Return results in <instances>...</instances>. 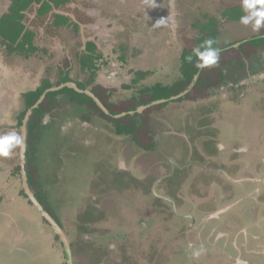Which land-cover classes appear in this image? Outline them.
I'll return each mask as SVG.
<instances>
[{
  "label": "rangeland",
  "instance_id": "obj_1",
  "mask_svg": "<svg viewBox=\"0 0 264 264\" xmlns=\"http://www.w3.org/2000/svg\"><path fill=\"white\" fill-rule=\"evenodd\" d=\"M234 6L241 7L240 0H71L56 11L71 21L70 25L60 26L66 31L63 41H59V31L51 28L49 22L30 26L25 18L23 25L27 30L18 43L13 44L0 36V133L14 129L22 134L21 117L29 110L26 95L46 83L59 86L66 76L89 90L108 89L109 102L113 105L130 102L141 105L154 101L155 95L163 97L158 87L175 89L186 79L183 57L187 50L199 46L197 41L202 44L206 39H214L216 47L230 49L264 32V28L254 32L251 26L230 21L229 8ZM10 7L12 1L0 0V20ZM35 8L37 12L41 9ZM171 16L175 17L174 22L170 21ZM31 27L40 37H26ZM92 45L97 48L95 59H91L95 53ZM230 58L221 59L218 68L223 69ZM20 69L29 75L18 73L14 78V71ZM214 80L219 81L217 76ZM13 84L19 87V94L7 90V86ZM251 85L256 88L243 85L233 89L228 85L214 90L209 97L195 92L185 103L172 101L164 106H151L137 118L125 120L126 126L136 127L148 139H152L153 134L156 136L155 130L170 124L173 130L160 143L158 151L144 148L134 136H121L116 131L108 136L106 133L112 131V127L80 105L79 101L85 102L80 98L75 103L60 97L55 105H49L54 108L52 115L63 113L73 122L65 124L62 136L55 139L54 152L49 154L57 165L45 170L41 162L38 169L40 187L35 190L47 195L48 204L67 233L74 237L77 261L86 263L87 245L105 247L103 244L107 243L120 250L104 260L111 262L114 258L120 264H203V260L209 264H234L237 251L229 247L232 253L229 252L226 243L214 242L218 234L210 235L211 228L217 226L216 220L204 223L200 214L192 220L188 213L192 210L201 213L196 205L184 206L178 201L176 211L172 202L160 201L153 191L158 192L154 186L159 184L171 196L180 189L178 186L183 185V180L187 185L182 191H186L187 198L197 199V194L208 186L211 195L218 194V189L212 186L215 181L201 187L207 178H212L203 171V165L209 160L220 163L231 159L229 153L222 154V151L218 159L214 157L215 141L220 145V137L225 140L234 132L243 135L258 127L264 130V78L258 79L257 85L256 82ZM212 107L217 113H223L222 109L230 113L217 115L223 120H218L215 129L210 123L192 120L193 109L208 113ZM78 116L91 122L77 121ZM158 119L165 120L158 123ZM230 122L240 124L236 125L240 131L226 129ZM248 125L252 126L248 129ZM91 131L93 133L89 134ZM92 138L93 144L87 145ZM14 155L13 161L21 169V150ZM136 157H142V162H135ZM2 159L1 162H10L12 158ZM60 159L67 163L62 165ZM190 161L193 164L189 166ZM121 162L133 169L134 177L120 169ZM52 176L53 182L50 181ZM218 177L225 179L222 175ZM24 198L31 200L26 195ZM178 211L181 216H177ZM27 212L29 216L34 215V220L26 221L36 229L34 240L38 242L44 230L47 234L43 240L52 248L57 243L60 249L59 255H54L55 259L60 257L56 263L68 264L59 235L43 220L33 203ZM5 224L6 220L0 218V229L4 230ZM222 228L220 226L219 230ZM84 235L87 241L83 238L82 243ZM31 251L35 254L36 245ZM194 251H200V255L194 257Z\"/></svg>",
  "mask_w": 264,
  "mask_h": 264
},
{
  "label": "crops",
  "instance_id": "obj_2",
  "mask_svg": "<svg viewBox=\"0 0 264 264\" xmlns=\"http://www.w3.org/2000/svg\"><path fill=\"white\" fill-rule=\"evenodd\" d=\"M18 73L29 75L22 71ZM257 83L258 82H256V85ZM254 85L249 86V88H254ZM8 89L12 91L10 92L12 94L20 93L17 92L20 90L19 87L14 84L7 86V90ZM31 90L35 91V88ZM18 119L19 118L16 119L17 122L19 121ZM11 126L14 127V125ZM227 129H231V126L227 125ZM109 133H114V131H107L106 134L109 136ZM251 133L256 134L259 133V131ZM250 137L254 136L251 135ZM13 157L15 158L14 154L10 156V158H12L10 162H1L3 159L0 158V218L4 221L6 220V224L4 225L6 228L4 230L0 229V264H42L39 259L43 256H40L39 259L36 257H29L26 251L27 246L34 240L35 235L34 225L26 224V221L29 218L34 220V215H28L27 210L30 209L32 203H30L27 198H24L25 195L22 194L23 189H16L23 188V182L21 177L20 179L15 175L19 167L16 165V162L13 161ZM257 164L262 167L263 162L261 159L253 161L248 156H239L236 168L238 171L233 172L235 177L234 182L236 183L231 184L236 186L247 185L244 186L245 189L250 186L254 187L258 185L257 197L248 195L244 191L238 196L226 197L224 195V190L227 192L226 188H221L218 184H215L212 186L218 189L219 195H211L208 188L205 192L200 191L199 195L197 194V199L191 197L183 202L184 206H189L191 203L196 205L195 207L199 208L201 213L194 211L192 214H200V218L206 219L211 212L217 211L221 206H227L228 203L237 201L234 209L226 212L220 219L209 218L203 221L204 223L211 222L212 220L217 221V226L211 228L210 235H212V233L218 234V240L214 241L215 243H226V247H228V251L231 253L232 251L229 247H232L233 251H237V258H235L234 264H264V198H262V194L264 193V172H257V169L260 168L257 167ZM259 180H261V182H259ZM220 188L221 190L219 191ZM202 205L204 208H200ZM189 208H191V206ZM23 222H25V224ZM220 226L223 227L222 230H219ZM44 234H46V232ZM48 239H50V237H48ZM32 243L34 244V242ZM8 244H10L11 251L9 254L7 252L5 255H2L3 251L8 249ZM45 245L50 249L51 244L49 242H45L44 240L43 242H37L38 248H36V250H48ZM115 249L118 248L114 246V250ZM8 257H10L9 260H7ZM20 260H22V263ZM207 262V260H203V264H209Z\"/></svg>",
  "mask_w": 264,
  "mask_h": 264
},
{
  "label": "flooded vegetation",
  "instance_id": "obj_3",
  "mask_svg": "<svg viewBox=\"0 0 264 264\" xmlns=\"http://www.w3.org/2000/svg\"><path fill=\"white\" fill-rule=\"evenodd\" d=\"M10 1H12V7H10V9L8 8L9 9L8 12L2 16V19L5 16H12V15H14V10H16L17 12H20L21 13V11H19V9L16 7V4H15L14 0H10ZM69 3H70L69 0H43L41 4H33L32 6H30L29 9H27L28 12L27 11L22 12V15H25V16H23L24 19L20 23H21L22 26L25 27L24 33L27 30L26 29V26L23 25V23L25 21V18H26V24L28 22L30 24V26L41 25L42 22H49L47 24L51 28L59 31V34H58V36L60 38L59 41H63L62 39L63 38H66V31L64 30V28H60V26H65L67 24L70 25L71 24V21L65 15H60L59 13H56V11H57V9H63V6H65L66 4H69ZM35 7H37L38 9L41 7L40 11L37 12V9ZM36 12H37V14H36ZM27 13H28V15H27ZM53 17H54V19H53ZM55 18H56V20H55ZM174 21H175V17L173 18V21L172 22H174ZM53 25H54V27H53ZM204 29H205V27H204ZM24 33L22 34V36H24ZM22 36L20 38H17L16 40L13 39V40H10V41L13 44H16V43H18L19 40H21ZM26 37L27 38H33L34 39V38L40 37V35L38 34V31H36L34 28L31 27V33H29ZM251 38L248 41H250ZM5 40H9V39H5ZM29 42H30V45H31V41H28V43ZM244 44L245 43H242L241 46H243ZM32 46H34V45H32ZM40 46H42V45H40ZM97 46H98V44H97ZM92 47H93L92 48V51H94L95 53H93L91 55V59H95L94 56H95V54L97 52V48L94 45H92ZM233 48H235V47H232V48L230 47V49H233ZM239 48H235L236 50H234V51H236V52H233L234 56H237V54H239V51H237ZM230 49H228V50H230ZM12 56L14 57V55H11V57ZM263 60H264V58L261 60L262 61V65L255 66L253 63L252 64H249L248 63L246 65L247 68L245 69L247 71L240 70L239 71V74H237L234 78H232L229 75L227 77V74L231 70L229 67H227V69H228L227 70V73L224 72V70H222L221 72L224 75L226 74V78L227 79L229 78V81L230 82H228L227 85H226V84H224V81H222V85L223 84L224 85L223 86H220V87L221 88H223V87L225 88L226 86L230 85V86H233V89H236L242 81L247 80L249 78L256 77V76H262L264 74V69L263 70H259V69L261 67H264V61ZM223 67H225V66H223ZM77 68H78V66H77ZM223 69H226V68H223ZM19 71H22L23 72L22 69H20ZM14 72L15 73H14L13 77L14 78H17L18 72L16 70ZM246 74H248V77L247 76L246 77H243ZM20 78L22 79L23 76H21ZM198 78H199V75H198ZM70 79H71L70 77H67L66 76L61 81L60 85L59 86H55V87L52 86L50 83H46L45 85L47 86V89L42 94V96H44L46 94V92L49 91V90H51V89L60 88V90L56 91V92H59V94L56 97H53V98H50L49 96H50L51 93H54V92H50L47 95V97L44 100V102L45 101L50 102V105L52 104L51 106H53V105H55V101H59V98L60 97H63V98H65V101H73L75 103H78V98H79L78 93H80V92L77 91V90H75V89H73V88L68 87V84H73V83L74 84H77L78 87L81 90H84V91H92L97 96V94L95 93V90H89L88 87L85 88L84 86H82V84H80V83H78L76 81H73L72 79L70 80ZM45 85L43 87H45ZM245 86L246 87H249V84H247ZM41 88H39L38 90H35V91H32V92L28 93L26 95L27 101H30L29 98H28V95L29 94L34 93V92H38ZM66 88H69V89L74 90L76 92V94L73 93V92L63 93L62 91L65 90ZM186 92H188V94H186L181 99H177L182 94H184ZM202 92H203V96L209 97L212 93H214V90L209 85H207V87L205 88V90L202 91ZM190 93H191V90L188 89V90H186V91H184V92H182V93H180L178 95H174L173 97H171V99H169L170 101L169 100H160V101H168V102H166L164 104H160L159 106H164L165 104H169L172 101L173 102H176L177 101V102L185 103V102H187V100H190L188 98V95H190ZM80 94H83V93H80ZM84 95H87V94H84ZM42 96H41V98H42ZM186 98H187V100H186ZM40 99H39V101H40ZM100 101L102 102V104L104 105V107L106 108V110L110 112V114L107 113V111H105L98 104L97 105L102 110H104V112L107 113L109 116H105L102 113H100V112H98V111H96L94 109L91 110V111H89V112L92 115H96L97 118L99 117V120L103 124H107L108 126L110 125L112 127V130L113 131H116L117 134H119L121 136H125V135L126 136H134L135 138H137V141H138V143H140L141 146H143L144 148H146V149H148L150 151H153V150L154 151H158V148H159L160 143L163 141L164 138H168V136L170 135V133L173 130V127L170 124H168L167 127H162L163 129L161 128V130H155L156 131V136H154V134H153L152 139H148L147 137L142 136L141 131L139 132L138 129H135L134 131L131 132L132 134H130L129 133V131H130L129 126H126L124 122H120L121 121L120 119H124L128 115L129 116H134V114L136 115L135 118H137L139 116L138 115L139 112L138 111H136V112L135 111H131V112L129 111V112H124V113H121V114H118V115H113L112 112H111V110L104 104V102L101 99H100ZM157 102H159V101H155V102H153V103H151L149 105H142L143 104L142 103L141 105H139L140 106L139 109L142 108V107H147V106L153 105V104H155ZM79 103H80V105L84 106V104H83L82 101H79ZM85 104H87V102H85ZM32 108H30L26 112V115L24 116V119H23V116L21 117V120H22L21 121V125L22 126L24 125V122H25V119H26V116H27L28 112ZM52 112L54 113V108H48V111H47L46 116L42 119L43 120L42 121L43 124H41V126H40V128L38 130L35 131L33 129L32 130L29 129V123L31 122L32 118L34 117L35 111L32 114V116L30 118V121L28 122V125H27V129H28V143H29V149H28V155H27V158H28L27 171H28V175H29V178H30V181H29L30 182V185H31L33 191L35 192L37 198H38V193H40V194L43 195L44 202H42L39 198L38 199L44 205V207L46 208V210L48 212H50L58 220L59 224L61 225V227L64 229L65 233L67 234V236H68V238L70 240V245L72 247V251H73L74 264H117L119 262L117 260H115L114 258H112V261L111 262H108V261L104 260L105 258H109L110 255L114 251L120 250L119 248L117 250L116 249L114 250V245L109 246L107 243L103 244V246H105V247H102L100 244L87 245L88 247H86V253L84 254V257L86 258V263H84L83 260H78L77 261V256H76V243L74 241V237L70 236V234L67 233V230H66L65 226L63 225L62 221L57 217V215L55 214V212L52 213L51 211H49L47 209V207H50V205L48 204L49 202L47 201L48 200L47 199V195L44 194V193H41L40 191H36L35 190L37 186L40 187L39 186V183H40V178L41 177H40V174H39L38 169L40 167L41 162H42V164L45 165V168H44L45 170H48L49 168L51 169V167L53 168V167H55L57 165L56 162H55V160H53L52 158L49 157V154L52 153V152H54L55 139L57 137H61L62 136V132H64V130L66 129L65 128V124H67L68 122L69 123H72L73 122V120H72L71 117H69V116L67 117L63 113L60 114V115H52ZM133 112H135V113L132 114ZM124 114H127V115L126 116H122ZM51 118L53 120H51L52 122L49 123L48 120H50ZM97 118H96V120H97ZM76 119H77V121L84 120L83 118H80L79 116ZM156 120H157V118H156ZM162 120L164 121L165 119H162ZM162 120L161 119L160 120L158 119L157 122L158 123L159 122H163ZM84 121L91 122L90 119H85ZM71 126H73V125H71ZM135 126H137V125H135ZM115 128H116V130H115ZM69 147L71 148V145ZM65 151H68L67 148H65ZM67 154H68V152H66V155ZM59 162L62 165L65 164V163H67V162H65V160L62 162L61 159L59 160ZM20 171H21V174H22V167H21V169L18 168L16 170L15 175H17L18 177H20L19 176V172ZM21 178H22V175H21ZM50 181L51 182L54 181V177L53 176L51 177V180ZM236 187H237L236 185L228 186V188L230 189L229 190L230 192H233L236 189ZM22 194L23 195L25 194L26 196H28V194L26 193L24 187H23V190H22ZM51 209H53V208H51ZM192 212L193 211L190 212L191 215H192ZM190 213H188V214L190 215ZM59 238L61 239V236H59ZM83 238H86V241H87V237H86V235H84L82 237V243H84L83 242L84 241ZM67 261H68V264H69L68 256H67Z\"/></svg>",
  "mask_w": 264,
  "mask_h": 264
},
{
  "label": "water",
  "instance_id": "obj_4",
  "mask_svg": "<svg viewBox=\"0 0 264 264\" xmlns=\"http://www.w3.org/2000/svg\"><path fill=\"white\" fill-rule=\"evenodd\" d=\"M170 21L171 22L173 21V17L172 16L170 17ZM246 42H248V41H245V42H242V43H246ZM242 43H239V44H237V45H235L233 47L239 48ZM261 78H264V75L256 76V77H253L251 79H247V80L241 82L239 86H243V85H247V84H253L255 82H258V79H261ZM197 79H198V75L196 76V80ZM68 87L73 88V89L79 91L80 93L87 94V95L91 96L100 107H102L105 111H107L106 108L104 107V105L102 104V102L100 101V99L92 91L81 90L78 87V85L74 84V83L73 84H68ZM58 90H60V88H54V89H51V90L47 91L46 94L44 96H42V98L40 99L38 104H36V106H34L28 112V114L26 116L24 125L22 127V130H23L22 134H23V136L25 137V140H26V147L24 149H21L22 182H23V187H24L26 193L28 194L29 198L32 200L33 204L40 211V213L44 217L47 218V221L50 223V224L47 223L48 226L52 227V229L54 230L56 235L61 236V241H62L61 247L63 246L65 248L66 255L68 256V259H69V264H74L73 251H72V247L70 245V240H69L67 234L65 233L64 229L59 224L58 220L50 212H48L46 210L44 205L37 198L35 192L33 191L32 187L30 185V182H29L30 178H29L28 171H27V163H28L27 155H28V149H29L28 129H27L28 122L30 121V118H31L32 114L34 113V111H36V109H38L41 106V104L44 102V100L46 99L47 95L50 92H56ZM186 94H188V92L182 94L177 99H181ZM249 97H250V95L249 96H244V99L247 100ZM252 100H253V98H252ZM166 102H168V101H159V102H157V103H155L153 105H150V106H147V107H142V108H140L138 110V112L142 113V112H144L146 109H148L151 106L164 104ZM204 106H205V104L201 105L202 109L204 108ZM221 107H222V105H220L219 109H221ZM217 111L218 110H215L214 107H212L210 109V111H208V113L207 112L206 113H204V112L201 113V111L197 112V111H195L193 109L192 110V113H193L192 120L197 121V123H200V124H205V122L210 123V126H213L214 129H215L216 127L214 125H216L218 123V120L219 121L223 120V119L217 118V115L218 114H223V113L230 114V113L226 112L224 109H222L223 113H217ZM107 113L110 114L109 111H107ZM134 113L135 112H133L132 114H134ZM126 115L127 114H124L122 116H126ZM221 116H224V115H221ZM194 117H196V118H194ZM247 122L250 124L249 121H247ZM229 125L231 126L232 131H240V129L237 128V126L239 127L240 124L236 123L235 125H233L230 122ZM90 127H92V126H90ZM250 127L248 125V129ZM225 128L227 129V125L225 126ZM97 129H99V128H97ZM97 131H99V130H97ZM249 131L250 132L259 131V133H256V134L255 133H249V134L245 133V134L242 135L240 133L234 132L233 134H231V136H229L228 138H225V140L220 137L219 140L222 141V143L220 145L218 144L217 140L215 141V143L213 145L214 148L216 149L215 153H214V157H216L218 159V154H219L220 151H222L221 152L222 154L229 153V156H231V159H229L228 161L221 160V161H219L220 163H215L214 161L211 162L209 160V162H207V164L203 165V171L206 173V175H210V177H212V178H207L206 182L202 183V185H201L202 188L205 185L210 184L211 182L215 181L213 185L218 184L219 187L226 188L227 192H225V190H224V195L226 197H228V196H231V197L238 196L243 191L246 192L248 195H253V196L257 197L256 193H257V191L259 189V187H257L258 185H255L254 187H251V186L247 187V189L244 188V186H247V185H239V186L236 187V190H234L233 192H230L229 191L230 189L228 188V186H231V184L236 183V182H234L235 181V177H233V172L236 169L235 167H237L239 156H243V157L248 156L253 161L261 159V161L263 162V165H262V167H260V165L257 164V167H260L259 169H257V172H260V173L264 172L263 171V167H264V130L261 127H258V128L252 129V130L250 129ZM92 133L93 132L91 131L89 134H92ZM251 135L254 136V137H250ZM187 136H188V134L185 137H187ZM89 143L93 144V138L91 140L87 141V145ZM218 145H219V147H218ZM138 155H140V154H138ZM144 155H146V154H144ZM136 159L137 160L135 162H142L143 158L142 157H140V158L136 157ZM169 163H170V161H169ZM171 164H173V161L171 162ZM192 164H193L192 161L188 162L189 166L192 165ZM120 169L121 170H125L124 172L131 173V175H133V177L135 176L133 174L134 173L133 169L131 170L130 167H127L126 162H121ZM110 173L112 174L114 172L110 171ZM193 175L194 174H192V176ZM219 175H222V177H224L225 179H219V177H218ZM261 180H259V182H261ZM182 182H183V185H179L178 186V188H180V189L178 191H176L174 194H172L171 196H168V192H167L168 190H165L162 185L160 186L159 184H156L154 186V188H156V191L158 190V192H156V193H158V196H159V197H157V199H159L160 201L169 200L170 202H172V205L175 206V210L177 211L178 210V203H179L178 201L185 202L188 198H191L190 196L187 198V196L185 195V192H186L185 190L182 191L183 189H186L184 186L187 185L186 181L182 180ZM238 182L240 183L239 180H238ZM159 187H160L161 191H159ZM208 188H209V186L204 188V189H202L201 191L205 192L206 189H208ZM221 188L219 189V191L221 190ZM209 189H211V188H209ZM179 191H181V193H179ZM220 193H222V192H220ZM217 195H219V194H217ZM262 198H264V193L262 194ZM220 199H222V198H220ZM164 204H166V202H164ZM236 204H237V201H232V202L228 203L227 206L226 205H223V207L221 206V208H219L216 212L213 211L211 214H209L207 216L206 219L205 218H203V219L200 218V219H202L203 221L207 220L209 218L210 219H220L222 217V215H224L226 212L230 211L231 209H234ZM177 216H181L180 211L177 212ZM189 217H190V219L193 220L195 218V214L191 215V213H190ZM47 230L51 234V230L50 229H47ZM34 231H35V234H36V229L35 228H34ZM41 233H42V235L38 238V242L39 241L43 242V236H45L47 234V233L44 234L45 233L44 230ZM48 237H49V235H48ZM32 242H34V244ZM9 245L10 244H8V249L4 250L2 255H5L7 252L9 254V252L11 251V247ZM34 245H36V248H38L37 247V242L35 240L31 241L29 243V245L27 246L26 251L28 252L29 257L31 256V257H36V258L39 259L40 256H43L41 259H39L40 263H42V264H55L56 262L58 263L60 261V257L59 256H58L57 259H55L56 256H54L56 254L59 255V253H60V249L58 248L57 243L54 244L53 248L51 246L50 249H49V247L47 245H45V247L49 251L48 250H43V251H39L38 250V254H37V250H36L35 254H33L32 251H31V247L34 246ZM39 248H40V246H39ZM9 259H10V257H8L7 260H9ZM7 260H5V261H7Z\"/></svg>",
  "mask_w": 264,
  "mask_h": 264
},
{
  "label": "trees",
  "instance_id": "obj_5",
  "mask_svg": "<svg viewBox=\"0 0 264 264\" xmlns=\"http://www.w3.org/2000/svg\"><path fill=\"white\" fill-rule=\"evenodd\" d=\"M43 0H14L16 7L19 9L20 12H17L14 10V15L12 16H5L1 21H0V36L3 39H9V40H16L17 38H20L22 34L24 33L25 27L21 25V21H23L25 15H22V12L27 11V9L30 8L33 4H41ZM71 1V0H69ZM230 11L229 13V20L230 21H239L240 17L244 15L245 13L242 10L241 7L234 6L232 8H229ZM225 17V15H223ZM226 18V17H225ZM212 21L215 22L214 19ZM197 45L201 44L200 41H197ZM229 48H224L221 49V54H220V60L227 58L230 56L231 58L229 59L230 61L227 62L223 67L226 68L229 67L231 70L227 74L234 78L237 74H239L240 70H245L247 67L246 65L253 61V64L255 66L257 65H262V59L264 56L262 53H264V32L261 33L259 36H254L251 38L250 41L246 42L243 46H241L237 51H239V54L237 56H234L233 52H236L235 48L228 50ZM246 53V54H245ZM192 57L191 60H189V57ZM219 60V61H220ZM264 61V60H263ZM183 71L185 72L186 79L184 82L177 86L175 89H169V88H163L162 86L158 87V90L164 95L161 97L160 95H155V100L151 102H143L142 105H149L155 101H160V100H169L171 97L174 95H178L186 90H191L190 95H188L189 99L191 98L192 93L195 92H202L205 90L206 86V81L209 80V78L212 80H209L208 84L213 90L218 91L224 84L227 83V78L226 74L224 75L221 71L224 70L222 67L218 68L220 65V62L218 63L217 66L211 67V68H197L196 67V57L193 55V50H187L184 57H183ZM247 71V70H245ZM246 73V72H245ZM199 75L198 80L196 81V76ZM217 76L219 79L218 82H215L214 77ZM243 76V75H242ZM241 76V77H242ZM248 77V74L244 75L243 77ZM222 81H224V84L222 85ZM217 86H214L216 85ZM220 84V85H219ZM227 85V84H226ZM47 89V86L42 87L38 92H34L28 95V98L30 101H27V105L29 106V109L35 106L39 99L41 98L42 94L45 92ZM63 93L67 92H73L76 94V92L72 89L66 88L65 90L62 91ZM109 90L105 89L103 87H99L97 90H95V93L97 96L104 102V104L111 110L113 115H118L124 112H131V111H138L139 105L136 103H122V105H113L109 101ZM59 94V92H54L50 94V98L56 97ZM79 98H81L83 101L84 106L86 108H89L91 110H96L100 113H102L105 116H109L107 113L102 110L97 103L95 102L94 99H92L89 95H84L78 93ZM184 99V98H183ZM50 102L45 101L38 109H36L34 113V117L32 118L31 122L29 123V129L30 130H38L42 124V119L46 116L48 108H49ZM26 113L23 115V119ZM139 115V113H138ZM135 118L134 116H127L124 119H120V122H125L126 119H131ZM23 124V123H22ZM132 125V124H130ZM129 133L132 134L131 132L134 131L136 128L134 126H129ZM29 197V196H28ZM38 198L44 202L43 195L38 193ZM31 203L32 200H30ZM49 211L52 213L54 212L53 209L50 207H47ZM43 219L45 220L46 223H49L47 221V218L43 216ZM50 224V223H49Z\"/></svg>",
  "mask_w": 264,
  "mask_h": 264
},
{
  "label": "clouds",
  "instance_id": "obj_6",
  "mask_svg": "<svg viewBox=\"0 0 264 264\" xmlns=\"http://www.w3.org/2000/svg\"><path fill=\"white\" fill-rule=\"evenodd\" d=\"M240 3L245 13L240 17V24L251 26L254 32H260L261 28H264V0H240ZM216 44V40L206 39L193 49L197 68H211L218 65L221 49L216 47ZM188 59L191 60L192 57L190 56ZM25 147V137L19 131L10 129L5 133H0V158H9L17 150ZM153 195H158V193L154 190ZM192 255L198 257L200 251H194Z\"/></svg>",
  "mask_w": 264,
  "mask_h": 264
}]
</instances>
